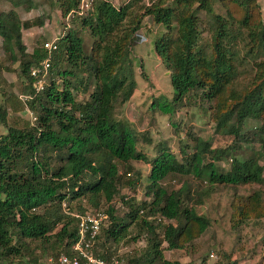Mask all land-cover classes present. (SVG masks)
<instances>
[{
    "label": "trees",
    "instance_id": "16d2710c",
    "mask_svg": "<svg viewBox=\"0 0 264 264\" xmlns=\"http://www.w3.org/2000/svg\"><path fill=\"white\" fill-rule=\"evenodd\" d=\"M7 1L12 9L0 10L1 47L11 62L19 60V73L27 81L24 95H29L33 81L29 68L45 52L41 42L25 55L21 29L26 25L15 8L34 5L32 0ZM79 2L54 1L64 18L77 10ZM213 2L225 12L215 13ZM257 5V0H171L167 5L162 0H123L114 6L110 0H93L91 9L70 18L71 22L79 20V29H89L93 38L89 53L83 52L80 30L69 26L55 41L48 83L38 94L23 99L34 120L22 127L6 126V109L0 107V124L6 127L0 135V264H39L36 258L23 260L31 251L28 245L32 241L43 251L56 247L57 255L67 253L76 235V219L70 213L87 209L102 210L107 215V225L96 240L99 256L109 257L98 246L145 233L146 249L141 257L129 258L131 264H194L166 260L159 248V231L168 249L182 248L210 223L196 212L201 198L210 193V185L263 181L258 159L264 160V23ZM200 12L211 18L205 48L199 39L208 29ZM144 16L163 26L164 31L153 41V51L168 71L173 91L170 100L161 98L149 107L171 113L189 91H198L199 106L213 108L214 133L226 138L211 149L209 142L191 136L192 149L183 151L180 160L160 147L150 161L142 200L119 195L126 210L116 216L109 204L113 197L120 189L135 192L142 186L139 174L129 171V166L120 173L118 163L146 159L136 150V139L128 125L113 116V108L133 94L129 54ZM242 49V58L248 57L253 64V75L244 87L229 90ZM15 52L22 59H17ZM91 80L94 83L89 90ZM72 90L86 93L85 99L76 101ZM249 119L255 125L245 131L243 125ZM253 142L260 148L252 156L230 158L227 172L216 171L215 161ZM171 175L205 179L210 188L192 191V184L181 182L174 190L163 184ZM63 201L69 213L63 210ZM101 203L106 204L104 209ZM261 205L255 198H246L234 206V212L241 222L253 217L258 220L264 216ZM131 226L137 233L129 234Z\"/></svg>",
    "mask_w": 264,
    "mask_h": 264
},
{
    "label": "rangeland",
    "instance_id": "374dc122",
    "mask_svg": "<svg viewBox=\"0 0 264 264\" xmlns=\"http://www.w3.org/2000/svg\"><path fill=\"white\" fill-rule=\"evenodd\" d=\"M54 1L32 0L33 8L26 9L24 4L15 8L20 21L26 25L21 29V40L26 47L25 55H29L34 48H38L44 40L59 38L69 26L74 25L79 29V20L75 19L74 22H71L70 19L62 17ZM118 1L121 4V0ZM170 1L162 0V4L167 5ZM139 3L137 2L135 5L138 6ZM257 4L258 14L261 22L264 23V0H257ZM9 9H12L10 3L7 0H0V10L7 11ZM213 9L218 14L225 12V9L217 2H213ZM199 17L204 23V27L208 29V32L205 30L201 32L199 39V44L205 48L209 41L208 27L211 18L202 12L199 13ZM141 21L139 30L134 33L135 39L129 54L135 82L133 94L126 102L113 108V116L128 125L136 139V150L142 152L146 159L145 161L130 160L122 165L118 163L120 173L127 171L126 168L129 166L131 168L129 171L139 174L142 186L135 192L126 188L120 189L118 195L113 197L109 204L115 210L116 216H122L126 210L118 199L119 195L133 197L137 201L142 200L143 186L147 182L150 161L158 154L160 147L169 150L177 160H180L183 151L190 152L192 149L194 142L191 141V136L200 137L209 142L211 149L220 146L226 138L214 133L213 108L199 106L198 91H189L186 97H183L182 101L180 100V103H176L171 113L163 114L157 108L149 107L151 102L161 101V98L170 100L173 91L169 82V73L153 51V41L164 31L163 26L154 23L150 16H144ZM79 30L83 52L88 54L93 38L86 27H81ZM171 33L175 37V32ZM240 46L241 43L238 42V49ZM243 52L242 49L240 62H237V74L231 79L230 86L227 87L229 90L244 87L252 78L253 64L248 57L242 58ZM15 53L17 59H22L21 55ZM18 61H10L8 54L1 47L0 38V107L6 109V126L22 127L25 123L29 124L32 118L22 104L27 81L19 73ZM93 83L94 81L91 80L88 86L89 90ZM72 94L76 101H82L86 96V93L83 94L77 90H72ZM254 125V121L246 120L243 129L246 131ZM5 128L3 124H0V135L5 133ZM259 148L260 146L256 142L242 144L237 150L227 154L226 158L223 157L219 161H215L214 167L218 173H225L229 170L230 158L250 157ZM258 162L263 168V181L260 184L210 185V193L203 196L202 203L196 207L197 214L205 215L210 223L200 235L185 242L184 247L168 249L159 231L158 238L161 239L159 248L166 260L194 264L202 262L203 259V264H264V216L258 215L260 216L258 220L253 217L241 222L237 212H234V206L246 198H255L262 204V208L264 207L263 157H260ZM181 182L192 184L190 185L192 191L210 188L205 179L198 180L191 176L171 175L163 179V184L174 190L179 188ZM105 207L106 204L101 203V209ZM41 210L38 209V211ZM262 210L263 214L264 209ZM107 222L106 218L103 228L106 227ZM168 222L175 225L173 220ZM59 226L60 224H57L56 227ZM133 227L129 228L131 235L137 233L131 229ZM98 240L100 242L102 238L99 237ZM53 242L50 240V244L54 246ZM28 246L31 251L25 255L24 261L36 258L39 264H48L57 256L56 247L53 250L46 248L43 251L40 244L35 241L29 242ZM98 249L109 257L121 256L125 264H131L128 262L129 258H139L144 253L146 235L141 233L134 239L128 237L117 244L104 243L102 247L98 246ZM20 264L24 263L21 261Z\"/></svg>",
    "mask_w": 264,
    "mask_h": 264
},
{
    "label": "built area",
    "instance_id": "2783aa9c",
    "mask_svg": "<svg viewBox=\"0 0 264 264\" xmlns=\"http://www.w3.org/2000/svg\"><path fill=\"white\" fill-rule=\"evenodd\" d=\"M114 6L119 5L118 0H110ZM123 0H121V3ZM93 0H80L77 10H71L66 15V19L81 15L83 12L91 9ZM55 39L45 40L41 44V49L45 55L34 65L29 68L28 74L32 78L31 90L29 95H23L22 99L26 100L42 91L48 83L49 68L51 65V54L56 49ZM32 121L34 116L29 113ZM63 210L67 213L64 201L61 203ZM76 219V235L73 243L67 253H59L48 264H125L121 256H110L103 258L96 254L97 236L103 227V222L107 215L102 210H86L83 213H70Z\"/></svg>",
    "mask_w": 264,
    "mask_h": 264
},
{
    "label": "crops",
    "instance_id": "0c3cea01",
    "mask_svg": "<svg viewBox=\"0 0 264 264\" xmlns=\"http://www.w3.org/2000/svg\"><path fill=\"white\" fill-rule=\"evenodd\" d=\"M259 1V0H258Z\"/></svg>",
    "mask_w": 264,
    "mask_h": 264
}]
</instances>
